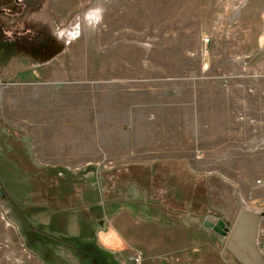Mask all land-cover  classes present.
<instances>
[{"label":"rangeland","instance_id":"374dc122","mask_svg":"<svg viewBox=\"0 0 264 264\" xmlns=\"http://www.w3.org/2000/svg\"><path fill=\"white\" fill-rule=\"evenodd\" d=\"M6 5L0 264H239L241 199L264 215V0Z\"/></svg>","mask_w":264,"mask_h":264},{"label":"water","instance_id":"95a60500","mask_svg":"<svg viewBox=\"0 0 264 264\" xmlns=\"http://www.w3.org/2000/svg\"><path fill=\"white\" fill-rule=\"evenodd\" d=\"M258 222L259 215L242 211L229 233L226 249L239 264H264V258L258 253L255 245ZM202 226L218 235L226 234L224 222L216 217H204Z\"/></svg>","mask_w":264,"mask_h":264},{"label":"flooded vegetation","instance_id":"af4514ba","mask_svg":"<svg viewBox=\"0 0 264 264\" xmlns=\"http://www.w3.org/2000/svg\"><path fill=\"white\" fill-rule=\"evenodd\" d=\"M42 0H0V6L2 3H7L6 6H10L8 4H12V5H18V3L20 4L21 6V15H20V18H23L24 14L22 12H25L30 9H33L35 5H39L41 3ZM13 7V6H12ZM33 7V8H32ZM6 13L4 14H7V15H10V12L9 10L7 11L6 9L4 10ZM18 15V14H17ZM9 26V25H8ZM2 27H0V45H5V47H10L11 45H14V46H17L19 45L18 42H15L13 44V39L17 36L18 34V31L17 32H14L12 34V36L14 35L15 37L12 38V36H6V34L4 33V31H2ZM16 39V38H15ZM16 41V40H15ZM41 41H44V38L40 35H31L29 36L28 38H25L23 40H21V42L24 44V43H28V48L35 45V44H38L39 42Z\"/></svg>","mask_w":264,"mask_h":264},{"label":"built area","instance_id":"2783aa9c","mask_svg":"<svg viewBox=\"0 0 264 264\" xmlns=\"http://www.w3.org/2000/svg\"><path fill=\"white\" fill-rule=\"evenodd\" d=\"M202 42L204 45H207L209 43V38L208 37H204V39H202ZM264 182L261 181H257L258 185L263 184ZM250 195H249V199L250 200ZM241 203L244 206L245 209L249 210V212H252L259 215V222L257 225V231H256V238H255V245H256V249L258 251V253L264 258V215H260V211L256 208H252L249 209V207L247 206V202L244 199H241ZM131 261L133 264H141V256L140 253H138L137 251L134 252L131 256Z\"/></svg>","mask_w":264,"mask_h":264},{"label":"crops","instance_id":"0c3cea01","mask_svg":"<svg viewBox=\"0 0 264 264\" xmlns=\"http://www.w3.org/2000/svg\"><path fill=\"white\" fill-rule=\"evenodd\" d=\"M58 227H59V225H58ZM63 227L65 228L64 229L65 231H67L68 233H71V234H73V233H75V234L86 233L88 230L87 228L85 229L78 222H75V221L73 223L68 222V223H66V225H63ZM58 229H60V227ZM140 233H141V236L143 237L144 232H142L140 230ZM144 252H145V254H147V253H149V250L147 248H144Z\"/></svg>","mask_w":264,"mask_h":264},{"label":"bare ground","instance_id":"6f19581e","mask_svg":"<svg viewBox=\"0 0 264 264\" xmlns=\"http://www.w3.org/2000/svg\"><path fill=\"white\" fill-rule=\"evenodd\" d=\"M264 39V38H263ZM263 42H264V40H263Z\"/></svg>","mask_w":264,"mask_h":264}]
</instances>
